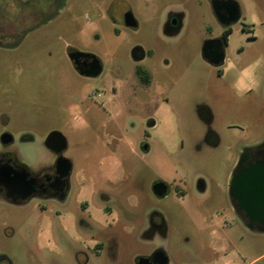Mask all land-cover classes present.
I'll list each match as a JSON object with an SVG mask.
<instances>
[{
	"label": "rangeland",
	"instance_id": "obj_1",
	"mask_svg": "<svg viewBox=\"0 0 264 264\" xmlns=\"http://www.w3.org/2000/svg\"><path fill=\"white\" fill-rule=\"evenodd\" d=\"M233 1L239 18L222 25L212 0H0V130L13 135L0 150L38 174L59 131L72 184L61 204L0 198V264H137L155 249L167 264H264V230L229 195L240 157L264 142V0ZM228 29L214 65L202 46ZM70 49L97 57L100 73L79 74ZM78 183L89 190L78 196ZM96 195L102 227L65 222ZM109 238L114 257L84 249Z\"/></svg>",
	"mask_w": 264,
	"mask_h": 264
},
{
	"label": "flooded vegetation",
	"instance_id": "obj_2",
	"mask_svg": "<svg viewBox=\"0 0 264 264\" xmlns=\"http://www.w3.org/2000/svg\"><path fill=\"white\" fill-rule=\"evenodd\" d=\"M236 7H238V18H239L240 15L239 6L237 5ZM233 8H235V4L233 2H229L223 5L221 12L223 13L224 23H221L218 20L222 25H229L232 22H234V21H229V18L233 16V12H232ZM228 30H226L225 33ZM224 35H223V39L220 40L221 45L224 41ZM211 40H213L211 42V45L213 46L212 49H214L219 45V42L217 41L218 39H211ZM135 51H140V50L135 49ZM142 56L143 55L138 52V55H136L135 58L139 59L142 58ZM204 58L208 62L214 65H219L223 61L221 60L218 63H213L210 61V59L206 57ZM91 59L92 57L90 55H82L77 59V61L79 62V65L84 68L85 65L86 66L88 65ZM70 61L72 63L71 59ZM74 69L78 72V70L75 67ZM81 75H85V74H81ZM138 79L142 83H144L139 76ZM3 136L9 137L10 138L9 141L4 143L2 141ZM12 141H13L12 130H8V129L0 130V143L2 144L3 147H6ZM59 155H62V152L54 153L55 161ZM257 160L264 161V142L246 149L245 152L240 157L237 166L239 165L242 167H246L250 163H253ZM55 161L53 165L50 166L49 168H45L40 172H38V174H34L24 164H22L20 161L17 160L13 152L1 149L0 150V198H3L4 200L12 204H22L32 197H45L60 204L64 202L72 185L71 177H70L71 168L67 174L63 175L61 170L56 166ZM22 173L25 174L24 180H22L20 176ZM24 183H27L25 184L26 186L24 185ZM26 189H30V194L26 198H21V195L25 192ZM87 190H89V188L85 184L83 183L77 184L78 196L82 195L84 191ZM90 193H93L92 190ZM98 200H101L100 195H96V199L92 200V202L88 201L87 199L79 200L78 201L79 211L68 213L65 222L67 223L69 222L70 226L78 230H82L83 228L86 227L92 228V225L88 224L87 219L90 220L92 223H95V225H97L96 227L98 226L102 227L103 226L102 219L96 217L95 215V213L98 210V204H97ZM105 210L108 212V214L111 213L108 207ZM78 214L79 215L81 214L80 217L78 216ZM84 249L94 255L95 254L99 255L100 252L105 249L107 257L110 258V257H114L116 253L117 243L113 238H109L105 242L96 241L94 244H85ZM157 250H161V249H155L150 254L141 255L140 257H151L152 254ZM80 253H82L85 257L87 256L85 252L79 251L77 254ZM140 257L137 258L136 262Z\"/></svg>",
	"mask_w": 264,
	"mask_h": 264
},
{
	"label": "water",
	"instance_id": "obj_3",
	"mask_svg": "<svg viewBox=\"0 0 264 264\" xmlns=\"http://www.w3.org/2000/svg\"><path fill=\"white\" fill-rule=\"evenodd\" d=\"M233 2V16L229 21H236L238 18L237 3L233 0H212V9L216 18L224 23L223 13L221 12L223 5ZM123 21L127 26H135L136 22L131 12L127 11L123 15ZM213 40H206L202 46V54L204 57L210 59L213 63H218L223 60V49L221 41L219 45L212 49L211 42ZM69 58L72 60L73 66L80 74L87 76H95L101 71V64L94 55L79 52L70 49L68 52ZM82 55H90L92 57L88 65L81 67L77 59ZM9 137L3 136L4 143L9 141ZM46 148L54 153H61L66 147L65 136L56 130L47 134L44 139ZM146 146H144V149ZM56 166L61 170L62 174H67L71 168V162L59 155L55 161ZM22 180L25 179V174L21 175ZM27 183H24V185ZM26 186V185H25ZM153 192L158 196H164L167 192V187L163 182H157L153 185ZM30 194V189H26L21 195V198H26ZM229 195L233 202L234 208L242 216L246 226L249 229L264 230V161L257 160L250 163L246 167L237 166L233 171L229 181ZM19 197V196H18ZM137 264H167V256L163 250L155 251L151 257H140Z\"/></svg>",
	"mask_w": 264,
	"mask_h": 264
},
{
	"label": "trees",
	"instance_id": "obj_4",
	"mask_svg": "<svg viewBox=\"0 0 264 264\" xmlns=\"http://www.w3.org/2000/svg\"><path fill=\"white\" fill-rule=\"evenodd\" d=\"M229 32H230V30H228V31L225 33V35H224V42H226V40H227V35L229 34ZM136 73H137V75L140 77V79H141L144 83H146V84L149 83V81H150V75H149V73H148L145 69H143V68H141V67H136Z\"/></svg>",
	"mask_w": 264,
	"mask_h": 264
},
{
	"label": "crops",
	"instance_id": "obj_5",
	"mask_svg": "<svg viewBox=\"0 0 264 264\" xmlns=\"http://www.w3.org/2000/svg\"><path fill=\"white\" fill-rule=\"evenodd\" d=\"M0 257L2 258V260L4 261V262H6V261H8L9 259V257H8V254L7 253H0Z\"/></svg>",
	"mask_w": 264,
	"mask_h": 264
}]
</instances>
